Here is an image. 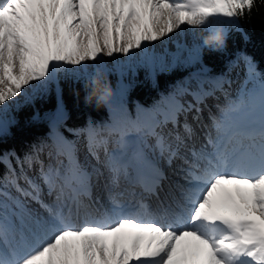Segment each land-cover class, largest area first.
I'll return each mask as SVG.
<instances>
[{
  "label": "snow or ice",
  "instance_id": "snow-or-ice-1",
  "mask_svg": "<svg viewBox=\"0 0 264 264\" xmlns=\"http://www.w3.org/2000/svg\"><path fill=\"white\" fill-rule=\"evenodd\" d=\"M253 7L254 0H3L0 109L24 95L26 88L46 87L61 71L91 79L89 65L99 75L103 57L146 54L147 45L185 28L227 29L231 24L221 21L235 23ZM213 94L207 82H197L185 92L193 95L195 104L180 103L176 121L134 128L155 142L168 166L177 159L185 166L180 197L169 204L160 202L158 212L150 210L144 197L159 200L164 173L143 153L126 156L128 132L106 133L101 128L94 138L107 157L113 187L118 188L121 179L129 180L137 166L147 168L133 181L141 189L140 199L133 190L128 204L118 199L120 192L109 197L110 208H93L92 173L78 158L76 169L67 174L54 166L45 168L40 161V180L48 194L56 196L52 204L43 200V189L31 178L25 179L26 188L21 187L17 181L23 177L13 169L8 180L0 182V264H264V80L258 104L248 107L250 112L259 109L258 119L252 121L258 128L241 130L233 124L230 131L225 126L230 113L247 106L241 96L212 117L215 135L206 137L203 151L190 150L192 159L181 154L179 135L173 146L160 130L169 123L175 127L180 115L193 110V120H198L199 105ZM248 97L255 100V90ZM183 127L191 138V125L185 122ZM113 135L120 151L108 153ZM89 151L100 159L91 142ZM9 185L17 197L7 191ZM26 201L38 204L45 214L31 210ZM16 220L26 226L17 227Z\"/></svg>",
  "mask_w": 264,
  "mask_h": 264
},
{
  "label": "trees",
  "instance_id": "trees-1",
  "mask_svg": "<svg viewBox=\"0 0 264 264\" xmlns=\"http://www.w3.org/2000/svg\"><path fill=\"white\" fill-rule=\"evenodd\" d=\"M229 23L221 51L195 46L190 61L174 57L175 63L168 69H162L153 58L100 74L102 83L112 89L106 108L85 104L90 88L84 84L90 79H77L66 71L57 73L46 96L0 115V182H6L13 169L18 177L26 174L43 147L67 150L78 142L88 144L101 128L112 131L116 117L138 121L161 112L164 102L182 92L178 83L186 77L225 78L230 66L241 59L251 68V80L260 83L264 80V0H254L250 11ZM22 162L26 163L21 169Z\"/></svg>",
  "mask_w": 264,
  "mask_h": 264
},
{
  "label": "rangeland",
  "instance_id": "rangeland-1",
  "mask_svg": "<svg viewBox=\"0 0 264 264\" xmlns=\"http://www.w3.org/2000/svg\"><path fill=\"white\" fill-rule=\"evenodd\" d=\"M3 2V0H1ZM229 23L227 21H221V23ZM207 34V30L202 29H190V32L187 34L185 41L183 42V46L178 49L175 45H171V48L169 49V53L164 51L163 49H160L156 46L155 43L147 45V53L143 54L139 51L136 52V55L131 58L124 57L121 54H117L114 58L103 57V66L101 68V71L99 73H107V72H115L117 69L121 67V65L126 64H135L138 62H145L149 59H157L160 62V66L162 69H168L170 68L174 63V57H177L180 61H190L191 60V52L195 46H202L201 38L203 35ZM228 73L225 76V78L217 79L214 81H210L208 79L201 80L197 77H186L183 80H181L178 83V86L182 92L176 94L173 96L172 100L169 102H164L161 106V112L155 113V114H147L138 121H135L136 119H119L116 117L114 126L112 130H115L117 132H128L129 135L126 137V148L124 149V152L126 154L128 149V144L131 140L135 141V146L137 150H141L145 156L153 163H157L160 168L165 169L163 166L165 164L164 159L160 156L159 151L155 147V142L150 139L146 138L142 133L137 134L134 132V128L136 126L140 127H151L157 122L162 123L163 120H172L176 121V113L179 110V104L183 103L189 104V102L193 101V95H197V98H199L198 94L193 95H185L186 90L191 88H196L197 82L203 84L207 82L208 86L213 88L214 94L208 96V98L204 101V105L208 106V109L210 111H206V106H204V110L200 112V118L198 120H193V116L196 115L195 111L186 112L185 114H182L179 116V122H178V129L177 127L173 126L172 123H169L166 127H162L160 130L164 133V135L167 137L168 141L171 142L173 146H177V142L175 140V136L179 135L182 138V143L179 145V148L181 150L182 155H186L190 151L188 150V144H184L183 141L185 139V130L183 125L185 122H187L189 125H191L192 129L196 132H199L201 130L200 125L196 124L197 122H201L200 120H204V122H210L212 121V117H217L220 115V112L222 109H225L227 106L231 105L233 101L237 100L239 97L243 96L246 101H248L247 106L242 108L237 113H230L228 117L225 118L224 124L231 123L233 119L239 118L243 115H245L246 110H248V107H251L253 103L258 104V94L260 90V83L255 84V82L250 80L251 76V68L247 64L245 60L239 59L236 63V65L230 66L228 69ZM88 72L93 77L94 75H97L96 68L92 65H89ZM252 90H255L257 94V98L255 100H251L248 97V93ZM49 91V84L46 87L43 88H26V92L24 95H18V97L15 98L13 102H9L6 107H3L0 109V115L4 114L8 111V109H18L21 106H23L26 102H29L30 100H33L35 98H40L43 96H46ZM218 102V105L215 104V102ZM259 116V109L257 108L254 113L251 116H245L248 117L247 119L250 120L249 123H252L253 120H256V117ZM159 118V120H158ZM248 123V124H249ZM202 124V122H201ZM212 125V124H211ZM211 127V132L214 133V130ZM203 134V136H202ZM215 134V133H214ZM205 139V140H204ZM195 143L200 146L199 150H204L206 147V138H204V132H200L198 135V138H195ZM92 143V150L97 151L99 153L100 159L96 160L94 159L93 155L90 154L89 151V143L86 144V142L83 143H76L66 149H58V148H50V147H43V149L38 153V159L36 157L35 162H32V165L28 167V170L26 171V174H23L21 179H19L17 182L21 185V187H27V184L25 183L26 178H31L33 181H35L37 184L40 185V187L43 189L42 198L45 202H48V200L55 201L56 196L55 194L49 195L47 188L44 187L42 181L40 180L41 176V164L40 161L43 162V166L45 168H48L50 166H54L55 168H58L61 170L62 173L67 174L70 170L76 169L75 161L78 158L80 166L87 169L92 173V190L93 194L96 189H101L102 187L109 192L111 187H109V173L105 167L106 163V155L103 150V148L100 146V142L93 140ZM73 146L75 155H72L73 152ZM120 150L117 148V138L116 136L110 137V142L107 145V152H119ZM63 153V155H61ZM65 156H67V161L65 160ZM189 158V157H188ZM174 167H172V170L166 171V176H171L172 180L169 182L171 183V187H173L174 191L180 195L179 188L182 185H185V180L183 179L184 172L182 171V167L184 166L182 164V161L179 159L174 161ZM181 166V167H179ZM144 168V167H142ZM145 169H141V173L147 172ZM164 173V172H163ZM165 174V173H164ZM99 185V187H97ZM101 185H105L102 186ZM169 187V185H168ZM169 189V188H167ZM8 192L11 193L13 197H17L18 193L15 192L14 188L10 185V189ZM168 194L171 193L170 190L166 191ZM66 194H68V190L66 189ZM122 198V197H121ZM103 208H108V200L104 199V197L101 198ZM9 204L12 202L9 201ZM28 204V207L31 210H35L37 212H40L41 214H44L42 209H39L38 204H35V202L32 201H26ZM9 215L11 216L12 213L10 212ZM15 219V218H13ZM25 221H27V217H24ZM81 221H77V226H79ZM16 226L17 227H24L26 225L21 224L19 220H16Z\"/></svg>",
  "mask_w": 264,
  "mask_h": 264
},
{
  "label": "bare ground",
  "instance_id": "bare-ground-1",
  "mask_svg": "<svg viewBox=\"0 0 264 264\" xmlns=\"http://www.w3.org/2000/svg\"><path fill=\"white\" fill-rule=\"evenodd\" d=\"M1 2V0H0ZM190 32V28H185L183 31H178L176 33H174L171 38H166L163 42H155L156 46L160 49H163L164 51H166L167 53H169V49L171 48V45H175L178 49H180L182 46H183V42L185 41V38L187 36V34ZM108 60L110 61V59L108 58ZM196 94V93H195ZM215 102V101H214ZM190 104H195V101H191L189 102V104H185V106L187 105H190ZM215 104L218 105V102H215ZM204 104H201L199 105V107L201 108V111L204 110ZM206 111H210L208 109V106H206ZM254 113V111H251L248 109L246 110L245 112V115L239 117V118H235L227 127H229V130H231V126L233 124H235L236 126H238V128H243L244 125H246V121L248 120L247 118L248 117H245V116H251L252 114ZM256 119H258V116L256 117ZM202 122H197L196 124H198V126L200 125V128L201 130H199V132H196L194 131V134L191 136V138L188 137L187 134H185V139L183 141L184 144H188V150L190 151L193 147L196 148V149H200L198 143L196 144L195 143V138H198V135L200 134V132H204V138H206L209 134H212V135H215L214 133L211 132V127L210 125L212 124V121L210 122H204V120H200ZM177 129H178V124L176 125ZM203 136V134H202ZM205 140V139H204ZM206 146V145H205ZM210 150V149H209ZM202 151V150H201ZM143 153L141 150H137L136 146H135V141L134 140H131L130 143L128 144V149H127V152H126V156L127 157H131L134 153ZM181 152V150H180ZM182 154V153H181ZM144 157L145 154L143 153ZM184 156V155H183ZM186 157V155H185ZM187 157H189V159H192V157L190 156V152L187 153ZM146 159L151 162L147 157ZM181 161V160H180ZM174 162L171 166H168L166 163L164 164V168H161L162 171L165 173L164 176H165V179H163L161 181V184H160V187L159 189L157 190V193H158V197H159V200H157V197L156 196H145L144 197V202L146 204L149 205V208L150 210L154 211V212H158L159 211V204L160 202H163L164 204H169L173 199H178L180 197V195H178V193H176L172 188H170L171 186V183L169 182L170 180H172V177L171 176H167V179H166V171L168 170H172V167H174ZM144 167L143 165H139L137 166L136 169H134L132 171V176L129 180H124V179H121L120 181V185L118 188L116 187H113L109 182V187H111L110 191L107 192L102 186H105V185H101L102 187V190L101 189H96L94 194H93V199H92V206L93 208H100V209H103V205H102V201H101V198L104 197V199H108V203H109V208L112 206L110 204V200H109V197L110 196H113L115 195L116 193H120L122 192L123 193V196L122 198L121 197H118V199L122 202V203H125V204H128L130 201L133 200V196H132V193H133V190L135 191L136 193V197L135 199L136 200H139L140 199V196H141V189L139 187H134V184L133 182H131V180L133 181L136 176H137V173H141V169H145L146 167ZM181 167V166H179ZM185 167V166H183ZM182 167V168H183ZM169 185V187H168ZM99 187V185L97 186ZM169 188V189H167ZM167 190H170L171 193H167L166 191ZM54 201L51 200H48L47 203L49 204H52ZM98 215V214H97ZM159 219V217H158ZM162 223L166 222L164 220H161Z\"/></svg>",
  "mask_w": 264,
  "mask_h": 264
},
{
  "label": "clouds",
  "instance_id": "clouds-1",
  "mask_svg": "<svg viewBox=\"0 0 264 264\" xmlns=\"http://www.w3.org/2000/svg\"><path fill=\"white\" fill-rule=\"evenodd\" d=\"M226 38V29L221 25H216L207 30V34L201 38V43L204 48L221 51L226 46ZM84 87L90 88V91L84 97L85 104H94L97 109L106 108L112 95L110 85L102 83L99 75H94L89 81L85 82Z\"/></svg>",
  "mask_w": 264,
  "mask_h": 264
}]
</instances>
